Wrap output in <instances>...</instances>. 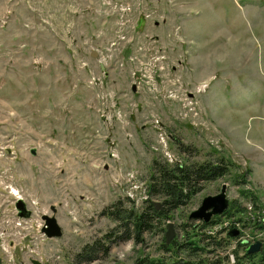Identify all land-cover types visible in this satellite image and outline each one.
<instances>
[{
	"label": "rangeland",
	"instance_id": "374dc122",
	"mask_svg": "<svg viewBox=\"0 0 264 264\" xmlns=\"http://www.w3.org/2000/svg\"><path fill=\"white\" fill-rule=\"evenodd\" d=\"M174 1L156 0L165 18L137 21L147 54L166 58L149 80L139 66L132 75V64L100 70L89 52L98 44L88 39L82 50L89 37L78 20L68 28L60 2L0 0V264H132L139 253L161 255L166 224L183 240L199 223L189 213L223 183L229 205L246 210V232L264 239V0ZM94 72L102 75L96 85ZM222 156L232 172L205 183L164 231H144L138 244L106 240L107 250L88 253L116 225L104 209L141 208L153 159ZM12 190L28 216H19ZM52 206L56 238L41 231ZM225 242L199 258L234 264L237 247Z\"/></svg>",
	"mask_w": 264,
	"mask_h": 264
},
{
	"label": "trees",
	"instance_id": "16d2710c",
	"mask_svg": "<svg viewBox=\"0 0 264 264\" xmlns=\"http://www.w3.org/2000/svg\"><path fill=\"white\" fill-rule=\"evenodd\" d=\"M234 164L225 157H220L217 162H203L201 164L191 163L189 161H175L172 163L153 159L151 162V175L147 185V196L143 200L140 209L133 208L126 211L120 209L117 203L104 209L108 217L115 219L116 225L104 233L102 240L95 241L94 245H88L87 251L91 255L97 250L105 251L109 245L105 244L108 240L116 243L132 238L134 243H141L142 233L150 231L153 228L161 227L164 231V225L172 218V215L183 205H186L191 199L203 189L204 184L227 174L234 169ZM154 195L161 197L159 207L155 206L152 200ZM238 212L242 217L247 216L244 207L236 208L235 205L229 207L221 214L213 217L209 222H199L197 225H190V230L185 232L183 240L176 236L166 243L165 235L162 236V242L159 248L158 256L145 255L139 253L132 264H208L205 258H199L202 255L214 254L218 247L230 244L231 237L229 232L224 238H213L206 240L202 228L219 219L220 216H230ZM167 225V224H166ZM262 227V226H261ZM200 230V231H199ZM240 248L233 249L235 260L234 264H264V249L260 253H247L243 249L241 256H238ZM198 258L197 260L194 258ZM237 258V259H236ZM223 258L217 256L212 264H222Z\"/></svg>",
	"mask_w": 264,
	"mask_h": 264
},
{
	"label": "built area",
	"instance_id": "2783aa9c",
	"mask_svg": "<svg viewBox=\"0 0 264 264\" xmlns=\"http://www.w3.org/2000/svg\"><path fill=\"white\" fill-rule=\"evenodd\" d=\"M72 1L75 2L76 0ZM166 1L169 4L173 3L172 5L175 4L174 0ZM85 12L89 13L91 21L99 26L95 32V37H101L106 27H110V38L103 44L89 50L90 54H96L98 66H101L102 70L114 65L121 69L132 64L134 66L132 75H136L135 69L139 66L138 70L144 71L141 77L149 80L154 79L157 74L165 70L160 64L166 60L165 56L159 51L148 55L147 48L137 41L139 35L136 31L138 18L146 21L165 18L164 14L158 12L156 0H92L91 3H86ZM126 51L128 52L126 53ZM83 66H86L85 62H83ZM149 66L156 68V72L146 74ZM89 82L94 85L101 83L102 75L92 73ZM114 115L121 117L122 111L116 109ZM109 117L111 119V116ZM241 221L235 217H221L199 231L204 234L206 240H211L222 238L221 235L225 236L229 230L237 229L239 233L232 238L230 243L232 247H246L256 240H260L264 246L262 231L257 230L259 233L250 236L246 232V228L249 227ZM230 257L231 261L234 262L233 256L230 255Z\"/></svg>",
	"mask_w": 264,
	"mask_h": 264
},
{
	"label": "water",
	"instance_id": "95a60500",
	"mask_svg": "<svg viewBox=\"0 0 264 264\" xmlns=\"http://www.w3.org/2000/svg\"><path fill=\"white\" fill-rule=\"evenodd\" d=\"M95 56V54H91V57ZM226 189L227 185L223 183L218 193L203 197L200 205L189 213L188 218L207 223L213 216L222 214L229 205V198L227 197ZM15 206L19 211V216L29 215V211L25 209V205L21 199H17ZM155 206L158 208L159 204L155 202ZM51 211L52 214H43L41 216L42 220L44 221L41 231L48 238L60 237L62 235V228L55 216L56 208L52 206ZM229 234L230 236H236L238 231L236 229H232L229 231ZM165 237L166 243H169L175 237L174 225L171 222L167 223ZM260 249L261 241L257 240L254 243L248 245L246 252L257 253L260 251ZM33 262L34 264H40L35 260Z\"/></svg>",
	"mask_w": 264,
	"mask_h": 264
},
{
	"label": "crops",
	"instance_id": "0c3cea01",
	"mask_svg": "<svg viewBox=\"0 0 264 264\" xmlns=\"http://www.w3.org/2000/svg\"><path fill=\"white\" fill-rule=\"evenodd\" d=\"M51 1L53 2L57 1L61 3L62 5L61 9L65 15L64 18L66 20V24L69 29H71L72 23L75 20H78V22L81 23V24H78L81 27V31L79 34H81V36L83 35L84 38L89 37L84 41V44L81 47L83 51L88 49V45L86 43L88 39H91L93 44L101 45L103 44V42H106L110 38L111 31H110L109 26L106 27L101 37L99 38L95 37V32L99 26L96 23L92 22L90 14L85 12L86 3L87 2L91 3L92 0H76L75 2L72 0H67V1L66 0H51ZM77 45L80 47V44H77ZM69 50H71V48ZM127 52L128 51H126V53ZM98 67L100 70H102L101 66H98Z\"/></svg>",
	"mask_w": 264,
	"mask_h": 264
},
{
	"label": "bare ground",
	"instance_id": "6f19581e",
	"mask_svg": "<svg viewBox=\"0 0 264 264\" xmlns=\"http://www.w3.org/2000/svg\"><path fill=\"white\" fill-rule=\"evenodd\" d=\"M12 193H13L14 195H16V197H17L18 199L21 198V196L19 195V192L12 190Z\"/></svg>",
	"mask_w": 264,
	"mask_h": 264
}]
</instances>
